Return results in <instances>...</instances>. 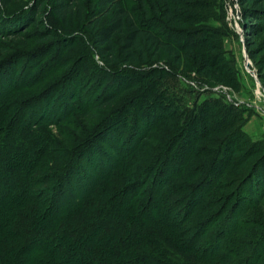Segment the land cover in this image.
I'll use <instances>...</instances> for the list:
<instances>
[{
  "label": "trees",
  "instance_id": "1",
  "mask_svg": "<svg viewBox=\"0 0 264 264\" xmlns=\"http://www.w3.org/2000/svg\"><path fill=\"white\" fill-rule=\"evenodd\" d=\"M176 1L178 10L174 8ZM158 2L160 18L168 26L162 31L155 30L153 23H136L121 0H96L97 7L92 6V18L87 25L93 29L98 55L106 64L135 68L165 54L177 68L182 64L194 68L191 65L197 61L202 64L201 71L212 70L225 82L224 74L219 72L223 60L207 54L208 49H215L210 39L191 43L180 39L182 34L176 30L190 24L191 18L186 13L191 5H199V0ZM144 9L152 19L147 7ZM83 10L82 0H55L52 5V11L63 24L76 11L83 15ZM54 36L52 30L47 31L46 39ZM249 52L256 59L255 51ZM160 73L173 71L153 69L145 75L159 81L156 76ZM260 75L264 80V70L261 69ZM136 87L142 90L144 85H126L94 103V110L105 108L107 112L109 107L116 106L122 111L126 109L129 115L122 111L118 114L117 110L106 116L97 112L84 115L86 123L104 120L95 130H88L85 138L71 139L73 144L66 148L67 144L54 138L50 131L37 135L33 131L37 129L24 127L23 118L9 117L5 103H12L11 96L8 88L0 85V264H231L246 253V249L240 250L243 244L237 238L227 240L224 246L221 242L202 249L199 245L208 231L206 224L211 221L199 220L200 208L197 209L201 203H195L197 199L192 198V193L181 200L169 198L188 192L191 183L197 186L196 196L206 181L215 177V186L225 167L236 164L239 144L228 107L217 101L183 107L173 97L165 98L151 89L154 86L145 85L136 99L147 98V102L137 101L140 105L132 112L130 97L124 94ZM160 101L163 111L159 109ZM171 104L176 107L171 109ZM141 107H146L143 112ZM153 109L157 111L154 114ZM142 116L145 117L142 129L122 151L127 147V138L133 136L126 137L119 127H126L130 118L134 121ZM149 123L154 125L153 133ZM186 136L188 146L181 153ZM144 139H151L153 144L141 149L139 144ZM64 142L71 143L69 139ZM211 142H217V148L208 152L210 146L206 143ZM102 145L117 148L120 156L104 152L106 148L103 150ZM177 155L183 158L178 164L174 162ZM49 156L57 163L53 169L46 164ZM162 158L166 161L158 169L162 171L156 174V182L160 180V188L168 192L159 191L155 196L149 195L147 201H139V190L130 182L141 178L138 186L141 185L149 177L152 165L156 166ZM260 181L264 182V161ZM252 189L250 186L248 193L258 202ZM205 204L201 210L213 209L210 203ZM235 229L244 233L239 223ZM245 236L254 237L248 233ZM261 255L257 264L262 263Z\"/></svg>",
  "mask_w": 264,
  "mask_h": 264
},
{
  "label": "rangeland",
  "instance_id": "2",
  "mask_svg": "<svg viewBox=\"0 0 264 264\" xmlns=\"http://www.w3.org/2000/svg\"><path fill=\"white\" fill-rule=\"evenodd\" d=\"M54 1L0 0V63L4 62L2 66L0 65V85L8 88L12 101L5 103L9 110L7 115L23 118L24 127L37 129L33 130L37 135L40 131H50L54 138L63 140L61 142L67 144L66 148H68V145L73 144L71 139L85 138L88 130H95L99 122L104 120L101 117L100 121L86 123L84 115L97 112L100 116L104 113L106 116L114 110H117L118 114L121 113L120 107L116 108V106L109 107L107 112L105 108L94 110V103L100 101L104 94L117 92L126 85L140 83L144 88L145 85L149 88L154 86L151 89L160 92L165 98L173 97L183 107L186 105L192 108L195 103L205 101H217L223 107H228L239 144L236 164L225 167L215 186L213 182L215 177H211L199 189L196 196L197 186L193 183H191L192 189L190 188L186 193H180L179 196L168 195L169 198L181 200L188 195L191 196L192 193V198L197 199L195 203L197 201L201 203L197 209L200 208L199 220L206 218L207 223L211 221L206 224L208 231L199 245L202 249L217 246L221 242V246H224L227 240L232 241L237 238L239 243L243 244L240 250L246 249V253L241 254L238 260L231 264H257L256 262L260 261H257L259 254H262L261 264H264L262 239L264 182L260 181L264 161V80L260 75L261 69L264 70V0H199V5H191L186 13L187 17L191 18L190 24L176 28L177 32L182 34L180 39L184 41L188 40L192 43L196 40L210 39L215 49L212 51L208 49L207 54L223 60L219 72L224 74L225 82L215 76L212 70L201 71L202 64L196 63L197 61L191 65L195 66L194 68H189L186 64L177 68L171 58L165 54L160 55L158 60L135 68L124 64H106L97 53L92 39L93 29L87 25L92 18V8L97 7L96 0H82L83 15L80 16L76 11L68 17L67 24L58 20L52 11ZM121 2L136 23L140 25L153 23L157 31L168 27L160 18L158 0H121ZM144 6L150 11L152 19L146 16ZM174 8L175 10L180 8L177 1ZM109 17L110 15L105 17L101 24H104ZM49 30H52L55 36L46 39ZM250 50L255 51L256 59L251 58ZM195 52L196 50L193 53ZM153 69L173 71V73H160L156 76L160 79L157 81L145 75ZM158 82L162 85L159 86ZM16 83L20 84L12 89ZM142 90L136 87L124 94V97H130L132 112L136 111L140 104L147 102V98L136 99ZM140 100L144 101L137 105L136 102ZM48 103L49 107H47ZM159 106L163 111L161 101ZM171 106V109L176 107L175 104ZM145 108L141 107L140 110L144 111ZM123 113L129 115L126 109L122 111ZM144 119L143 116L134 121L130 118L127 126L119 127V130L125 131L126 137H131L142 129ZM132 121L135 122L133 124L135 126L132 125ZM120 123L122 125V120ZM148 125L150 130L154 127L152 123ZM151 132L152 135L154 131ZM187 136L181 153L188 146ZM64 138L69 139L71 143L64 142L66 140ZM132 138L134 136L127 138V147L122 151L130 146ZM146 144L150 145L153 142L151 139H144L139 145L142 149ZM206 144L210 146L207 147L208 152H213L217 148V142ZM102 146L103 150L106 148L104 152L112 153L116 158L120 156L117 148L110 145ZM65 155L68 162L70 158L67 157V150ZM49 158L46 159V164L53 169L57 163L53 161V157L49 156ZM105 159L109 161L108 158ZM182 159V156H174V162L177 164ZM165 161L162 158L156 166L152 165L157 169L155 171L153 168L150 169L152 170L150 173L147 171L149 177L144 179L141 185L138 186L141 178L130 182L139 190V201L143 202L145 199L147 201L149 195L155 196L159 191L162 194L168 192L160 188L162 186L160 180L156 182V174L162 171L158 169L162 168L161 165ZM160 176L165 178L166 175ZM200 184L202 185L201 182ZM250 186L253 187L254 198L257 196L258 202L248 193ZM206 202L210 203L213 209L201 210L202 204ZM237 223L243 227L245 234L254 237H247L244 233L238 232L235 229ZM229 232H231L230 237ZM226 237L228 239H225Z\"/></svg>",
  "mask_w": 264,
  "mask_h": 264
}]
</instances>
